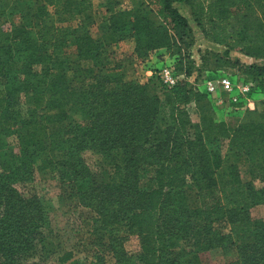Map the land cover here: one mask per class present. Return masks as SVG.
<instances>
[{
    "label": "trees",
    "instance_id": "1",
    "mask_svg": "<svg viewBox=\"0 0 264 264\" xmlns=\"http://www.w3.org/2000/svg\"><path fill=\"white\" fill-rule=\"evenodd\" d=\"M37 1L17 26L0 28V264H43L49 212L29 185L46 168L58 173L60 185L88 177L86 150L110 159L113 171L107 182L80 191V204L94 209L104 226L124 227L140 238V252L127 256L122 234L109 233L117 264H180L171 250L174 240H180L178 255L197 254L191 246L220 247L234 252L226 264H264V221L251 216V208L264 203V107L247 109L230 124L217 117L209 94L188 80L231 65L264 94V62L230 58L236 50L264 61V0H157L160 22L124 12L118 24L119 13L113 14L111 24L101 26L102 39L80 25L68 37V27L58 23L81 14L90 0ZM175 3L189 8L204 36L224 46L222 54L192 58V26ZM126 37L135 38L140 55L149 48L170 49L183 77L167 89L125 73H94L88 82L81 77L82 60L100 62L106 43ZM15 115L21 116L17 122ZM74 115L79 118L61 138L45 133L51 123ZM11 136L15 152L8 148ZM55 148L64 158L41 157ZM246 162L254 165V175L243 181L238 164ZM145 172L152 174L142 188ZM188 185L196 205L189 203ZM217 224H227L228 231ZM73 254L65 251L57 264Z\"/></svg>",
    "mask_w": 264,
    "mask_h": 264
},
{
    "label": "rangeland",
    "instance_id": "2",
    "mask_svg": "<svg viewBox=\"0 0 264 264\" xmlns=\"http://www.w3.org/2000/svg\"><path fill=\"white\" fill-rule=\"evenodd\" d=\"M39 4L37 0H0V28L12 29L17 26L22 20V14L27 12V7L30 6L29 12H32ZM175 6L189 19L192 26L193 46H191L192 58L197 62V58L204 53L222 54L224 51L223 45H218L207 39L202 33L200 27L193 20V16L189 8L181 3H175ZM157 0H90V6L81 14L75 15L70 20L65 19L58 21L59 24L68 27V37L74 36L76 33L72 30L76 29L78 25L81 30H88L94 37L103 38L104 30L101 29L102 24H111L110 17L113 14H118L115 17L118 24H122L123 16L120 13L128 12L133 19L136 13L152 18L156 23L161 19L157 15ZM52 12L53 9L50 8ZM138 42L134 37H126L121 39L113 38L105 44L100 62L93 60H82L80 62L83 72L81 77H86L87 82L91 80L94 73H109L111 75H119L125 73L128 79H136L140 82L153 81L155 84L159 82V67L163 63H174L175 59L171 56L170 49L166 47L149 48L143 55L138 54ZM143 53V52H142ZM231 61H237L239 64H250L254 62L249 56L232 50L230 52ZM213 58L209 63L214 65ZM261 62H264L261 60ZM257 63H260L257 61ZM226 71L235 80V68L231 65H224ZM80 72L75 75V80H79ZM196 74L189 77L188 80L196 87L198 78L195 79ZM264 81V80H263ZM200 89L205 90L204 84L200 85ZM234 94L237 93L235 90ZM251 100H255V105L252 107H245L247 109H254L264 107V95L255 91L250 94ZM23 100V98H21ZM213 102V101H212ZM27 105H31L28 102ZM232 110L234 106L228 104ZM215 108V106H214ZM236 109V108H235ZM192 118L196 120V112L192 108ZM218 118L223 119L220 115V110L215 108ZM235 111V110H234ZM256 112V111H255ZM237 113V111H236ZM238 114V113H237ZM249 116L255 113L248 114ZM229 117L226 121L230 124L238 123L243 117ZM15 122L20 120L21 116H14ZM79 117L74 115L71 119L65 121L53 122L48 126L45 133L51 134V138H61L64 132L74 126L73 119ZM225 120V119H224ZM15 124V123H14ZM13 124V125H14ZM40 134L39 131H35ZM8 148L11 152L17 151V140L14 136L7 137ZM42 158H64L63 150L51 149L49 151L40 152ZM84 159L90 167V175L86 178L77 180L76 182L60 185L56 172L52 168H46L37 171L34 176L33 182L29 185V189L36 191L43 197L44 203L48 210L49 226L46 227V251L44 253L45 260L43 264H57V258L65 251H73V257L64 264H117V258L114 251L109 246V233L122 234L123 242L122 251L127 256H135L140 252V238L137 234L125 232L124 227L111 228L104 226L101 217L91 207L81 205L79 201V192L87 189V187L102 182H107L113 171V166L110 159H107L101 153L86 150L84 152ZM234 157H232L233 159ZM254 165L251 162L239 163L238 169L243 181L250 180L254 173H252ZM152 173L145 172L140 179V186L145 188L149 185V175ZM261 183L257 181L259 186ZM190 205L198 204L195 191L190 185L187 186ZM251 216L255 220L264 221V203L257 204L251 208ZM199 223L196 224V228ZM224 229L220 228L217 224L216 228H220L222 232L228 231V225L224 224ZM194 231V229H193ZM180 240H174L172 249L177 254V260L180 264H226L227 261L233 258V253H228L220 247H215L208 250H196L197 254L185 253L181 254ZM185 249V252H188ZM171 254L168 256L170 257Z\"/></svg>",
    "mask_w": 264,
    "mask_h": 264
},
{
    "label": "built area",
    "instance_id": "3",
    "mask_svg": "<svg viewBox=\"0 0 264 264\" xmlns=\"http://www.w3.org/2000/svg\"><path fill=\"white\" fill-rule=\"evenodd\" d=\"M254 62H261L262 59H256L250 57ZM199 61V58H197ZM263 61V60H262ZM159 81L164 89L171 88L176 85L183 75H179L175 71L174 63H163L159 67ZM204 84L205 90L200 89V85ZM196 87L209 94V97L214 104H241V107H252L250 94L257 91L256 83L253 80L246 79L244 76L237 75V79L234 80L226 70H219L213 75L204 74L196 84ZM237 91L234 94V91ZM262 94V93H261ZM264 95V94H262ZM226 96V97H224Z\"/></svg>",
    "mask_w": 264,
    "mask_h": 264
},
{
    "label": "crops",
    "instance_id": "4",
    "mask_svg": "<svg viewBox=\"0 0 264 264\" xmlns=\"http://www.w3.org/2000/svg\"><path fill=\"white\" fill-rule=\"evenodd\" d=\"M226 97V96H224ZM251 103V106L252 105H255L256 101L254 100H251L250 101ZM215 108L219 109L220 110V115L223 117V119H228L229 117H239V116H242L245 112V107H241L239 105H232L234 106V110H232L230 107H228L229 105L227 103H224V104H220V103H217V104H214ZM236 108V109H235ZM237 111V113H236Z\"/></svg>",
    "mask_w": 264,
    "mask_h": 264
}]
</instances>
